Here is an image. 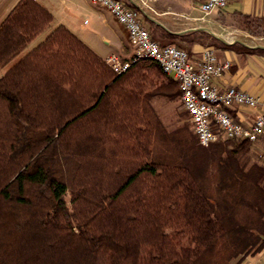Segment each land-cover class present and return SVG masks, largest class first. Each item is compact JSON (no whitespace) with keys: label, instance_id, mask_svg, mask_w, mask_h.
I'll return each instance as SVG.
<instances>
[{"label":"trees","instance_id":"trees-1","mask_svg":"<svg viewBox=\"0 0 264 264\" xmlns=\"http://www.w3.org/2000/svg\"><path fill=\"white\" fill-rule=\"evenodd\" d=\"M50 22L19 1L0 24V69ZM176 88L151 61L114 73L63 26L17 59L0 77V264H240L261 251L264 168L238 165L246 141L167 132L152 102Z\"/></svg>","mask_w":264,"mask_h":264},{"label":"crops","instance_id":"crops-1","mask_svg":"<svg viewBox=\"0 0 264 264\" xmlns=\"http://www.w3.org/2000/svg\"><path fill=\"white\" fill-rule=\"evenodd\" d=\"M19 1L0 0V24ZM120 1L138 12L140 23L156 42L165 44L170 41L168 35L174 36L192 62L198 60L206 47L215 51L220 62L228 61L230 68L220 80L215 81L220 87L234 86L264 99V56L239 54L214 45L237 43L249 49H264V45L250 47L244 44L257 38H252L246 30L234 25V21L240 18L264 19V0H228L224 9L206 16L198 10L203 0ZM36 3L51 15V22L14 60L0 69V77L58 26H63L102 60L114 56L125 61L131 57L132 49L125 30L108 12L92 5L90 0H38ZM260 40L264 41V36ZM157 100L165 101L158 98L154 103ZM238 110L239 115L232 114L235 119L249 120L247 110ZM240 264H264V248L256 254L247 255Z\"/></svg>","mask_w":264,"mask_h":264},{"label":"built area","instance_id":"built-area-1","mask_svg":"<svg viewBox=\"0 0 264 264\" xmlns=\"http://www.w3.org/2000/svg\"><path fill=\"white\" fill-rule=\"evenodd\" d=\"M37 2L38 0H30ZM106 12L126 33L132 49L131 57L121 61L111 56L106 64L116 74L131 64L151 61L161 72L176 82L178 99L186 113L191 131L201 147L223 141L255 142L264 132V99L234 86L220 87L218 81L230 68L228 61L220 62L215 51L206 47L196 62L186 50L172 44L160 45L140 23L138 12L120 0H90ZM228 0H203L198 5L202 16L222 10ZM240 108L247 110L249 120L235 119Z\"/></svg>","mask_w":264,"mask_h":264},{"label":"rangeland","instance_id":"rangeland-1","mask_svg":"<svg viewBox=\"0 0 264 264\" xmlns=\"http://www.w3.org/2000/svg\"><path fill=\"white\" fill-rule=\"evenodd\" d=\"M234 25L246 30L252 38H257L249 40L244 44L250 47L264 45V41L260 40V37L264 36L263 21L240 18L234 21ZM168 44H172L179 48L181 47L177 39H173L172 42ZM152 105L156 116L167 132H172L178 129H186L188 132H191L189 119L181 107L178 96L170 101L157 100L154 103L153 100ZM228 148H230V146ZM235 156L238 165L243 169L249 168L252 164H256L264 168V132L255 142L249 143L244 152H240ZM67 200L68 198L66 197V201ZM231 264H233V262Z\"/></svg>","mask_w":264,"mask_h":264},{"label":"water","instance_id":"water-1","mask_svg":"<svg viewBox=\"0 0 264 264\" xmlns=\"http://www.w3.org/2000/svg\"><path fill=\"white\" fill-rule=\"evenodd\" d=\"M244 46V45H243Z\"/></svg>","mask_w":264,"mask_h":264}]
</instances>
